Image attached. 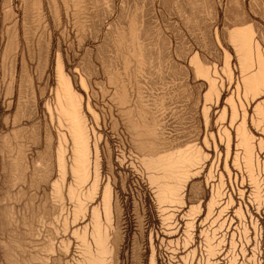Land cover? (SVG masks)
Instances as JSON below:
<instances>
[{"label": "rangeland", "instance_id": "obj_1", "mask_svg": "<svg viewBox=\"0 0 264 264\" xmlns=\"http://www.w3.org/2000/svg\"><path fill=\"white\" fill-rule=\"evenodd\" d=\"M245 25L264 0H0V264H264V118L222 134L193 75Z\"/></svg>", "mask_w": 264, "mask_h": 264}, {"label": "crops", "instance_id": "obj_2", "mask_svg": "<svg viewBox=\"0 0 264 264\" xmlns=\"http://www.w3.org/2000/svg\"><path fill=\"white\" fill-rule=\"evenodd\" d=\"M251 29L245 25L232 30L233 53L223 54L217 67L193 56V75L204 85L201 109L207 119L216 113L222 134L233 125L248 135L249 123L240 121L264 118V40H256ZM248 108L253 115H245Z\"/></svg>", "mask_w": 264, "mask_h": 264}]
</instances>
